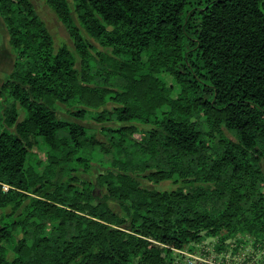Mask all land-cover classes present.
<instances>
[{"label":"trees","instance_id":"trees-1","mask_svg":"<svg viewBox=\"0 0 264 264\" xmlns=\"http://www.w3.org/2000/svg\"><path fill=\"white\" fill-rule=\"evenodd\" d=\"M45 1L75 49L56 47L31 0H0L16 55L0 89V264H178L208 238L264 247V0ZM59 104L125 125L103 142Z\"/></svg>","mask_w":264,"mask_h":264},{"label":"rangeland","instance_id":"rangeland-1","mask_svg":"<svg viewBox=\"0 0 264 264\" xmlns=\"http://www.w3.org/2000/svg\"><path fill=\"white\" fill-rule=\"evenodd\" d=\"M41 17V19L47 25L49 31L51 32L55 45L58 48L61 44H68L71 48L75 49L74 43L66 29V27L58 20L54 11L51 7L46 3L45 0H31ZM71 3V0H69ZM75 17V15H74ZM76 20V17H75ZM83 34L87 39L94 44V46L99 51L107 52L106 49L101 47L94 39L90 38L84 31ZM16 55L9 44V35L7 32V28L3 21V18L0 16V89L3 82L6 80L10 72L12 71L15 63ZM109 106H113L112 103ZM73 111V108H69L65 105H58V116L62 119H68L75 121L88 129V134L91 136L97 137V139L105 142L106 134L104 127H120L125 124L110 122V123H97L91 117L87 116L85 120H79L73 117L70 112ZM23 114L21 115V118ZM127 125H134L139 127L140 129H145V126L139 123H128ZM226 134L230 138H234L233 134L226 131ZM138 138L140 136L137 135ZM35 152L39 154L41 159L45 160V155L40 152L37 148ZM100 159H97L92 164V172L90 174H84L82 177L94 183L96 181L97 176L100 172L104 171L105 168L102 166ZM138 180L141 185L148 189H157V190H172L177 188V185L172 183L171 181L162 182L160 184H154L145 178L138 176ZM241 242L231 240L228 242L226 246H224L221 251L218 250V239L217 238H208L205 239L202 243L191 244L193 251H188L192 254H195L198 257L208 258L213 261H216L219 264H258L264 261V247L258 246L257 248L253 247L252 243L246 236H241ZM247 242V243H245ZM176 262L178 264H187L186 257L182 255H177L175 253Z\"/></svg>","mask_w":264,"mask_h":264},{"label":"built area","instance_id":"built-area-1","mask_svg":"<svg viewBox=\"0 0 264 264\" xmlns=\"http://www.w3.org/2000/svg\"><path fill=\"white\" fill-rule=\"evenodd\" d=\"M176 252L186 257L187 264H219L211 259L198 257L187 250H176Z\"/></svg>","mask_w":264,"mask_h":264}]
</instances>
